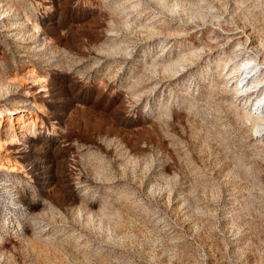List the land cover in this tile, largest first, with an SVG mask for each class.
<instances>
[{"label": "rangeland", "instance_id": "1", "mask_svg": "<svg viewBox=\"0 0 264 264\" xmlns=\"http://www.w3.org/2000/svg\"><path fill=\"white\" fill-rule=\"evenodd\" d=\"M0 6V264H264V0Z\"/></svg>", "mask_w": 264, "mask_h": 264}, {"label": "bare ground", "instance_id": "2", "mask_svg": "<svg viewBox=\"0 0 264 264\" xmlns=\"http://www.w3.org/2000/svg\"><path fill=\"white\" fill-rule=\"evenodd\" d=\"M5 6H0V9L4 8ZM250 63V62H249ZM241 74V82H243V87L237 86L236 91L237 93H243L244 90L248 88L250 83L254 82V78H258V75L262 72V65L259 63H250L247 65V68H244L239 71ZM245 83V84H244ZM262 88H264V81L261 82ZM254 88H258V85H255ZM250 105V104H249ZM251 113L260 121H262V125L258 126V133H261L264 130V94L256 104L253 105L251 109ZM257 138V137H256Z\"/></svg>", "mask_w": 264, "mask_h": 264}]
</instances>
